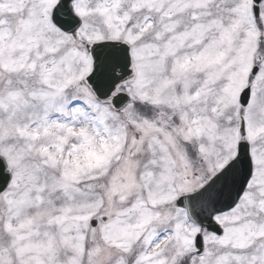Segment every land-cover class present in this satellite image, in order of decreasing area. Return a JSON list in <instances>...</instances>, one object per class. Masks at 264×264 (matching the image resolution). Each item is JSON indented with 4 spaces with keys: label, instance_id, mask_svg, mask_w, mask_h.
I'll return each mask as SVG.
<instances>
[{
    "label": "snow or ice",
    "instance_id": "obj_1",
    "mask_svg": "<svg viewBox=\"0 0 264 264\" xmlns=\"http://www.w3.org/2000/svg\"><path fill=\"white\" fill-rule=\"evenodd\" d=\"M0 264H264V0H0Z\"/></svg>",
    "mask_w": 264,
    "mask_h": 264
}]
</instances>
